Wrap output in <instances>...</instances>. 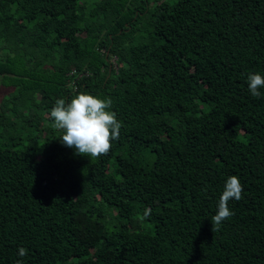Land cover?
Returning <instances> with one entry per match:
<instances>
[{
    "label": "trees",
    "instance_id": "16d2710c",
    "mask_svg": "<svg viewBox=\"0 0 264 264\" xmlns=\"http://www.w3.org/2000/svg\"><path fill=\"white\" fill-rule=\"evenodd\" d=\"M249 73L264 76V0H0V79L14 89L0 110V264H264V88L254 98ZM81 92L111 98L122 125L98 159L48 119ZM230 176L242 198L212 232Z\"/></svg>",
    "mask_w": 264,
    "mask_h": 264
},
{
    "label": "clouds",
    "instance_id": "9594fccd",
    "mask_svg": "<svg viewBox=\"0 0 264 264\" xmlns=\"http://www.w3.org/2000/svg\"><path fill=\"white\" fill-rule=\"evenodd\" d=\"M248 90L254 98H259L264 88V76L259 73H249L247 77ZM111 98L99 99L96 96L79 93L69 102L57 99L50 110L48 119L52 121L51 127L62 133L60 142L63 146L74 149L75 155L98 159L108 155L112 141L118 140L121 123L116 113L110 111ZM243 185L239 177L227 178L223 192L219 198L216 214L211 219L212 232L218 231L224 221L234 213L229 209L230 200L239 201L242 198ZM151 215L150 209H145L140 221L147 220ZM19 257L27 255V249H18ZM16 264H23L22 259Z\"/></svg>",
    "mask_w": 264,
    "mask_h": 264
},
{
    "label": "rangeland",
    "instance_id": "374dc122",
    "mask_svg": "<svg viewBox=\"0 0 264 264\" xmlns=\"http://www.w3.org/2000/svg\"><path fill=\"white\" fill-rule=\"evenodd\" d=\"M155 2H158L160 0H153ZM115 59H113L112 61H114ZM14 91V89H11L10 87L8 88L6 85H4L2 82H1V79H0V110H5L8 106H10L11 108H13V102L9 101L8 98H10V94L11 92ZM10 95V96H9ZM31 115H34L33 117H36L37 118V115L39 114L38 112H36L34 109L31 110ZM8 114V113H7ZM10 114V112H9ZM8 114V115H9ZM8 117H11V114L8 116ZM18 121L16 122L15 125H17ZM2 131V129L0 128V132ZM15 133V135H18L19 134V125H17L16 128H14L13 130V134ZM25 133V132H24ZM28 133V131H27ZM108 227L109 228H113L114 227V224H116V221H115V218H109L108 219ZM139 224H140V229L143 230V229H146L148 227H150V225H146L145 223H143L142 221H139Z\"/></svg>",
    "mask_w": 264,
    "mask_h": 264
}]
</instances>
